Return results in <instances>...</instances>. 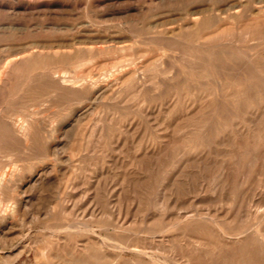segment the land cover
Masks as SVG:
<instances>
[{"label": "rangeland", "instance_id": "374dc122", "mask_svg": "<svg viewBox=\"0 0 264 264\" xmlns=\"http://www.w3.org/2000/svg\"><path fill=\"white\" fill-rule=\"evenodd\" d=\"M0 6V264H264V0Z\"/></svg>", "mask_w": 264, "mask_h": 264}, {"label": "bare ground", "instance_id": "6f19581e", "mask_svg": "<svg viewBox=\"0 0 264 264\" xmlns=\"http://www.w3.org/2000/svg\"><path fill=\"white\" fill-rule=\"evenodd\" d=\"M239 4H241V1L239 2ZM234 5V4H233ZM232 6V5H231ZM237 6H238V4H237ZM1 7V6H0ZM234 7V6H233ZM236 7V6H235ZM196 8V7H195ZM230 8V7H229ZM1 9V8H0ZM194 9V8H193ZM199 10V9H198ZM200 10H201V8H200ZM200 10H199V12H196V13H200ZM205 10V9H204ZM231 10V9H230ZM236 9H234V11H235ZM240 10H242V9H240ZM226 11V10H225ZM234 11H231V12H229L230 13V15L229 16H232V14L234 13ZM239 11V10H238ZM227 13V12H226ZM201 14V13H200ZM240 15V14H239ZM192 16V15H191ZM191 16H190V18H191ZM199 16V15H198ZM204 16V15H203ZM220 16V15H219ZM186 17V16H185ZM228 17V16H227ZM229 18H231V17H229ZM191 19H193L194 20V17L193 18H191ZM190 19V20H191ZM5 20V19H4ZM3 21V20H2ZM5 23H6V21H4ZM8 22V21H7ZM12 22V21H11ZM195 22V21H194ZM0 23H1V21H0ZM3 23V22H2ZM12 26V23H10L9 25H3V24H0V31H3L2 30V28H6V29H8V27H11ZM23 25V24H22ZM14 26V25H13ZM16 26V25H15ZM14 28V27H13ZM168 28V27H167ZM17 29V28H16ZM25 30V29H24ZM162 30H164V29H162ZM167 30V29H166ZM6 31V30H5ZM10 32V31H9ZM158 32H159V29H158ZM165 32H167V31H165ZM15 33V32H14ZM164 33V32H163ZM3 36V35H2ZM9 39V38H8ZM12 39V38H11ZM7 41V40H6ZM12 40H10V42H11ZM35 41V40H34ZM4 42V41H3ZM68 42V41H67ZM78 42V41H77ZM26 43V42H25ZM31 43H33V42H31ZM47 43V42H46ZM64 43V42H63ZM5 44V43H4ZM9 44V43H8ZM12 44H14L13 43V41H12ZM11 43H10V45H7V44H5V45H7V46H5L4 48H2V49H5L7 52H5V53H0V102L2 103V100L3 99H5L7 96H9L10 95V89L8 90V88H7V86H8V84L10 83V79H11V77H12V75H13V73H14V71H15V68L17 67V65H18V63H22V62H24L25 61V53L27 52V51H25L26 50V48H27V46H26V48H25V45H12ZM20 44V43H19ZM22 44V43H21ZM52 44H54V43H52ZM73 44V43H72ZM2 45V44H1ZM36 45H38V46H44V44H42V43H37ZM46 45V44H45ZM70 45V44H69ZM69 45H68V47H69ZM29 46V45H28ZM56 46V45H55ZM75 46V45H74ZM2 47H3V45H2ZM77 47V46H76ZM29 48V47H28ZM37 49H38V47H36ZM48 48V47H47ZM59 48V47H58ZM66 48V47H65ZM82 48V47H81ZM43 49V48H42ZM52 49H54L53 47H52ZM207 50V49H206ZM28 51H30V49L28 50ZM35 51V50H34ZM64 51V50H63ZM4 52V51H3ZM22 53V54H21ZM30 53V52H29ZM36 53V52H35ZM16 55V56H15ZM29 56V55H28ZM29 57H31V56H29ZM30 60V59H29ZM29 60H28V62H29ZM32 60V59H31ZM27 61V60H26ZM31 66V65H30ZM59 66V65H58ZM36 68H37V66H35ZM61 67H62V65H61ZM35 68V69H36ZM48 68V67H47ZM52 68V67H51ZM50 68V69H51ZM52 71L50 72V75L51 76H54V75H56V73L58 72V70H57V68L55 69V68H53V69H51ZM64 71H66V70H64ZM68 73V72H67ZM36 74V73H35ZM45 74V73H44ZM71 74V73H70ZM50 75H47L48 77H50L51 78V76ZM76 76V75H75ZM55 78V77H54ZM63 78H65V77H63ZM82 78V77H81ZM62 79V78H61ZM71 79V78H70ZM75 78H73V80H74ZM80 79V78H79ZM55 81L57 80V79H54ZM60 80V79H59ZM62 81V80H61ZM65 81V80H64ZM64 81H63V83H64ZM66 81H68V80H66ZM65 81V82H66ZM65 84V83H64ZM75 84V83H74ZM85 84V83H84ZM87 84V83H86ZM86 84H85V86H86ZM91 84V83H90ZM67 85V84H66ZM75 85H77V84H75ZM56 86H58V85H56ZM83 87V86H82ZM86 87H88V84H87V86ZM92 87V86H91ZM21 88V87H20ZM54 88V87H53ZM52 88V89H53ZM57 88V87H56ZM85 88V87H84ZM16 89V88H15ZM13 90H14V88H13ZM16 91V90H15ZM25 91V90H24ZM14 91H12V94H15V93H13ZM22 93H23V91H22ZM0 107H1V105H0ZM4 110V109H3ZM5 111V110H4ZM3 117V116H2ZM7 117H9V118H11L12 119V121H9V119H7L6 118V120L4 121L5 122V125L7 126V128L8 129H10V130H12L14 133H18V131H20V133H21V136L23 137V138H25V137H27V135H28V132H26V130H28L27 128L25 129V127H27V126H25L26 124H25V120H23L18 126H16V125H14V123H17V122H15L14 121V118H13V116L10 114V115H7ZM5 118V117H4ZM3 122V121H2ZM2 122H1V125H2ZM18 123H19V121H18ZM17 123V124H18ZM27 123V122H26ZM30 124V123H29ZM3 126H4V124H3ZM10 127V128H9ZM4 128H6V127H4ZM20 135V134H19ZM16 136V135H15ZM30 136V134L28 135V137ZM28 137H27V139H28ZM32 140H34V139H32ZM25 140H23V141H21L22 143L24 142ZM21 142H20V144H21ZM26 143V142H25ZM28 145V144H27ZM24 146V145H23ZM25 147V146H24ZM23 147V148H24ZM6 149V148H5ZM6 180H7V176L5 175V173L3 172L2 174L0 173V188H1V186H4V184H5V182H6ZM7 206V205H6ZM2 207H4V209L0 212V214H3V215H5V214H7L8 213V209L5 207V206H2ZM9 207H11V206H9ZM74 225V224H73ZM68 227H70V226H68ZM79 228V227H78ZM85 228V227H84ZM67 229V228H66ZM74 230V229H73ZM67 231V230H66ZM236 238H238V237H236ZM237 240V239H236ZM163 261H165V260H163ZM167 261V260H166ZM166 261H165V264H166ZM160 263V262H159ZM170 263V262H169ZM238 263V262H237ZM168 264V263H167ZM254 264V263H253Z\"/></svg>", "mask_w": 264, "mask_h": 264}]
</instances>
